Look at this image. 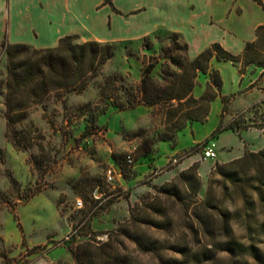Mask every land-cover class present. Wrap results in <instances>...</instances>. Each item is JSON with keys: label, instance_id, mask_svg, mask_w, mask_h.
Here are the masks:
<instances>
[{"label": "rangeland", "instance_id": "1", "mask_svg": "<svg viewBox=\"0 0 264 264\" xmlns=\"http://www.w3.org/2000/svg\"><path fill=\"white\" fill-rule=\"evenodd\" d=\"M171 34L159 36L157 42L149 37L113 43L112 56L99 67L96 75L88 77L82 92L73 89L53 93L44 102L29 108L27 117L17 124L18 137L23 143L26 138L34 140L27 149L16 148L7 136V61L0 49V264H75L72 251L87 241L96 245L112 241L127 263L162 264L155 254L141 252L133 240L118 231L129 223L132 212L153 201L163 207L164 215L157 216L163 220L162 228L146 229L161 243L199 248L213 239V235L211 238L195 234L192 228L195 208L211 219L219 235L223 233L218 227L222 212L228 210L233 235L245 244L257 245L264 254V232L260 228L264 204L254 199V204L245 205L240 192L214 174L219 162L209 172L215 159H208L200 166L195 162L198 173L201 172V186L194 206L188 209V203L158 192L163 184L178 179L181 172L165 177L176 165L164 169L146 167L153 162L157 147V157L185 151L200 153L203 157L201 145L215 140L224 159L242 156L246 148V151L263 149L264 135L247 128L264 130V106L236 112L245 106V98L229 101L240 89L235 84L240 75L238 67L227 62L228 68L223 74L220 72L224 81L222 94L227 93L228 99L224 101L218 95L211 103L208 119L189 124L174 140L159 142L158 137L164 131L161 105L135 110L121 109L115 104L116 95L118 101L127 104L126 92L140 83L149 61L155 62L153 75L161 80L163 69L170 64L164 49L173 41ZM138 60L146 63L139 67ZM260 69L264 71L263 67L253 64L249 73L254 71L257 84L264 83ZM115 74L119 75L116 80ZM204 74H200L195 87L197 96L206 88ZM109 76L113 77L110 87L118 89L107 98L102 92ZM228 107L231 109L228 118L236 112L229 125L241 126V129L218 131L224 124L222 109L228 110ZM246 112L249 119L245 118ZM138 117H141L140 124H136ZM149 145L148 154L140 155L142 148ZM129 156L134 158L133 163L127 161ZM183 156L177 155L174 163L181 162ZM110 167L122 168V177L109 182ZM254 174L250 170L244 175L252 181ZM209 198L221 208L214 209V204L206 206ZM164 255L171 256L173 252L164 250ZM248 259L250 264H261L250 256ZM218 262L229 264L228 254H221Z\"/></svg>", "mask_w": 264, "mask_h": 264}, {"label": "trees", "instance_id": "2", "mask_svg": "<svg viewBox=\"0 0 264 264\" xmlns=\"http://www.w3.org/2000/svg\"><path fill=\"white\" fill-rule=\"evenodd\" d=\"M171 37L172 43L164 49L170 64L163 69L161 80L153 75L155 62L149 61L140 83L126 92L127 104L121 103L118 95L115 96V104L121 109H133L141 104L150 107L161 105L164 131L159 135V140H174L178 131L190 122H204L208 119L211 103L221 94L223 87L220 71L211 66L214 56L241 62V72H245L253 64L264 68V25L258 26L257 38L248 42L241 54H235L215 42L191 58L188 55V45L180 40L179 34L172 33ZM1 49L7 61V136L16 148L27 149L34 144V140L26 138L23 143L18 137L17 129V124L27 117V110L44 102L53 93L73 89L82 92L87 87L88 77L96 75L99 67L112 56L113 43L95 40L80 42L78 36L66 35L54 47L35 48L25 43H4ZM201 73L208 74L211 80L205 92L195 96L194 88L199 83ZM262 75L264 76V71ZM118 77L115 74V80ZM112 78H107L103 97H112L118 89L110 87L109 81ZM227 99V96H223L224 101ZM221 129L222 126L218 131ZM150 150V145L143 147L140 155H147ZM250 170L255 172L252 181L244 175ZM214 174L220 175L225 185H233L234 190L240 192L245 205L254 204V199L264 204V148L259 151L248 150L239 158L218 163ZM200 186L198 165L194 164L182 171L175 182L163 184L158 192L188 203V209L194 206ZM192 198L194 201L189 202ZM210 200L206 201V206L214 204V209L221 208L218 203H211ZM162 208V205L154 201L146 203L137 212H132L129 223L118 231L133 240L141 252L155 254L162 264H220L218 260L223 253L228 254L229 264H250L249 256L264 264V254L257 245L245 244L233 235L228 210L222 212L223 218L218 227L223 233L219 235L215 233L211 219L204 217L195 208V223H192L195 234L211 238L213 235V239L199 248L175 242L170 245L161 243L146 228H162L163 220L157 217L164 215ZM260 228L264 232V221L260 223ZM164 250L172 251L173 255H164ZM72 253L75 264H131L130 261L127 263V259L112 241L99 245L83 242Z\"/></svg>", "mask_w": 264, "mask_h": 264}, {"label": "crops", "instance_id": "3", "mask_svg": "<svg viewBox=\"0 0 264 264\" xmlns=\"http://www.w3.org/2000/svg\"><path fill=\"white\" fill-rule=\"evenodd\" d=\"M259 25H264V0H0V49L4 43H25L35 48L54 47L66 35H76L80 42L95 40L102 43H124L149 37L157 42L159 36L178 33L181 40L187 43L188 55L191 58L215 42L235 54H241L246 44L257 38ZM152 51L154 52V49ZM227 62L236 65L240 71L235 82L240 89L236 94L234 92L229 101L237 97L245 98V106L236 112L248 110L256 105L264 106V83H256L257 76H254V71L249 75L253 65L247 67V72H241V62L214 56L211 66L223 74L228 68ZM137 64L141 67L144 62L138 60ZM262 71L263 69H260L259 73ZM135 75L139 76L138 73ZM204 75L207 87L211 79L208 74ZM203 89L201 88V91ZM220 96L223 99V96L228 97V94L221 92ZM144 107L148 106L141 104L135 110H142ZM230 111L229 107L228 110L222 109L224 124L221 131L241 129V126L233 128L229 125L236 113L232 112L228 118ZM248 116L246 112L245 118L249 119ZM140 119L141 117H138L136 124H140ZM194 122L198 121L189 124ZM247 129H255L261 136L264 135L262 128ZM209 141L216 144L217 151V157L209 172L216 162L226 163L241 157L221 158L217 141ZM156 153L153 162L146 164V167L164 169L176 165L165 174L166 179L191 167L195 162H199L200 166L209 161L200 153L187 154L185 151L167 157H157ZM177 155L185 157L178 164L172 161Z\"/></svg>", "mask_w": 264, "mask_h": 264}, {"label": "built area", "instance_id": "4", "mask_svg": "<svg viewBox=\"0 0 264 264\" xmlns=\"http://www.w3.org/2000/svg\"><path fill=\"white\" fill-rule=\"evenodd\" d=\"M203 148V158L204 159H216L217 151H216V144L213 141H208L201 145ZM127 161L129 163H133L134 158L131 156L128 157ZM173 162H177V157L172 159ZM123 172L121 168L117 167H110L107 170V179L109 182H113L116 178L122 177Z\"/></svg>", "mask_w": 264, "mask_h": 264}]
</instances>
